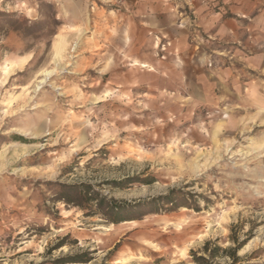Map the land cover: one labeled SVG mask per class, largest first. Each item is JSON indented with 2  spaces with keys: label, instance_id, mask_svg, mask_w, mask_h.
<instances>
[{
  "label": "rangeland",
  "instance_id": "rangeland-1",
  "mask_svg": "<svg viewBox=\"0 0 264 264\" xmlns=\"http://www.w3.org/2000/svg\"><path fill=\"white\" fill-rule=\"evenodd\" d=\"M231 236L264 264V0H0V264H195Z\"/></svg>",
  "mask_w": 264,
  "mask_h": 264
},
{
  "label": "trees",
  "instance_id": "trees-1",
  "mask_svg": "<svg viewBox=\"0 0 264 264\" xmlns=\"http://www.w3.org/2000/svg\"><path fill=\"white\" fill-rule=\"evenodd\" d=\"M86 186H83L82 188L78 189V192L82 198L86 197L88 200H97V205L99 206V209L96 211H91L87 215L88 216H94L96 214L102 215V217H106V219H109L112 221V223H119L124 221L122 217H120V214L122 210H124L125 207H123L120 203L116 202L115 200H107L106 196L99 195L96 191H92L89 187L85 188ZM75 188V187H73ZM180 193L175 190L171 189L168 194L159 196L155 199H153V202H157L159 204L162 202L166 205H172V206H181L182 203H180ZM61 199L65 202H72L73 204L81 207L83 206L82 203H78V201H74L72 197H68L66 195L61 196ZM106 204L107 211L103 212L101 211L102 206ZM131 206V205H129ZM139 206V205H137ZM232 242L234 243L233 246L229 247H222L219 245L218 239L216 240H207L203 247L199 251L192 250V258L195 264H217V260L219 257H229L230 263L229 264H241V257L239 256V251L242 249V247L245 245L246 242H239L238 239L235 237H230ZM64 243H61L57 246V248H60L63 246ZM93 258L91 256H88L86 253L74 255L71 257L66 258H59L55 260L54 262L56 264H67V263H89ZM46 264V263H42ZM246 264V263H245Z\"/></svg>",
  "mask_w": 264,
  "mask_h": 264
},
{
  "label": "bare ground",
  "instance_id": "bare-ground-1",
  "mask_svg": "<svg viewBox=\"0 0 264 264\" xmlns=\"http://www.w3.org/2000/svg\"><path fill=\"white\" fill-rule=\"evenodd\" d=\"M51 73H52V70H46V71H45V75H46V76H48V75L51 74Z\"/></svg>",
  "mask_w": 264,
  "mask_h": 264
}]
</instances>
